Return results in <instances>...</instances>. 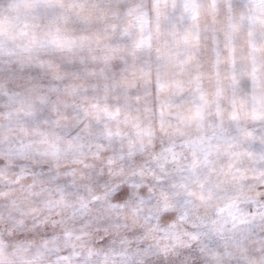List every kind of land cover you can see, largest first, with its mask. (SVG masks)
<instances>
[{"label":"clouds","instance_id":"obj_1","mask_svg":"<svg viewBox=\"0 0 264 264\" xmlns=\"http://www.w3.org/2000/svg\"><path fill=\"white\" fill-rule=\"evenodd\" d=\"M0 264H264V0H0Z\"/></svg>","mask_w":264,"mask_h":264}]
</instances>
